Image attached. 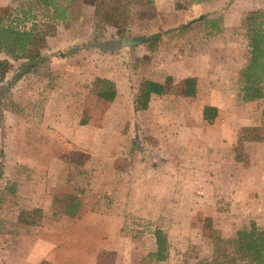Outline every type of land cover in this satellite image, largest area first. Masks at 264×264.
<instances>
[{
	"label": "rangeland",
	"instance_id": "1",
	"mask_svg": "<svg viewBox=\"0 0 264 264\" xmlns=\"http://www.w3.org/2000/svg\"><path fill=\"white\" fill-rule=\"evenodd\" d=\"M92 4L71 0L60 22L40 0H0V26L51 33L32 61L0 47V264H245L213 250L253 221L264 181V143L240 139L244 126L264 128V67L261 97L244 98L243 77L264 0H131L124 40L95 27ZM167 75L166 92L133 112L139 82ZM187 76L193 97L180 92ZM103 78L111 101L92 92ZM203 105L216 107L211 124ZM61 192L79 198L73 218L51 212ZM28 206L41 208L39 224L15 222ZM154 228L168 242L162 261L148 256Z\"/></svg>",
	"mask_w": 264,
	"mask_h": 264
},
{
	"label": "trees",
	"instance_id": "2",
	"mask_svg": "<svg viewBox=\"0 0 264 264\" xmlns=\"http://www.w3.org/2000/svg\"><path fill=\"white\" fill-rule=\"evenodd\" d=\"M71 0H40L43 6L50 7L53 19H63L67 10V3ZM150 2L151 0H147ZM194 2L204 0H192ZM131 0H93L92 18L97 28L105 26L112 27L118 35L119 40H124V31L129 18L128 8ZM176 8H182L181 3H175ZM191 19L188 23L202 18ZM45 35H51L44 28L33 25L29 30H16L9 27L0 26V47L12 56H22L32 61L39 57V52L35 48V42ZM148 36L133 37V44H142L148 41ZM31 46V47H29ZM250 59L244 68V98L247 100L261 97L258 81L260 73L264 67V31L257 25L249 27ZM33 63H28L32 66ZM8 66L5 60H0V81L4 78ZM171 83V77L167 75L162 82L142 79L136 89L132 99V111H144L148 108L149 100L153 95H161L166 92L167 86ZM93 94L105 101H111L115 96L113 82L107 78L100 80L99 87L94 89ZM180 92L183 96L193 97L196 92V78L187 76L181 81ZM216 117V107L203 105L201 108L202 121L211 124ZM241 141H264V128L258 126H244L240 135ZM241 148V147H240ZM234 147V158L236 161L242 159V148ZM241 151V154H240ZM50 209L53 214H61L68 218H73L80 209V201L77 195L70 193H56L50 202ZM42 218V211L39 207H23L18 210L15 222L24 226H34L39 224ZM154 249L148 256L154 261H162L167 257L168 242L164 231L160 228L153 229ZM214 253L221 250L222 246L230 247V259L237 257L245 264H264V229L249 222L248 227L236 229L229 237H215ZM215 257L212 258V260ZM227 261V260H226ZM215 264H219L216 262Z\"/></svg>",
	"mask_w": 264,
	"mask_h": 264
},
{
	"label": "crops",
	"instance_id": "3",
	"mask_svg": "<svg viewBox=\"0 0 264 264\" xmlns=\"http://www.w3.org/2000/svg\"><path fill=\"white\" fill-rule=\"evenodd\" d=\"M48 9H50V12H49L50 15H49V17L52 18V10H51L50 7H48ZM91 12H92V9H91ZM63 19H65V18H63ZM63 19H61V20L59 19V21L61 22ZM242 142H243L242 143V147H243V145L245 146V144H249V143H254V144H259V143H262V142L264 143V141H260V142H255V141H252V142L251 141H242ZM237 162H240V161H237ZM250 172H251V174L254 173L253 170L250 171ZM257 172H259L260 174H262V176L264 177V168H262V169L260 168L259 171H256V173ZM237 189H238V185L233 190V192L235 194H237L236 193ZM255 189H257V193L254 190H252V191H254V193H252V197H251L252 200H253V203L255 202V204L252 205V207L250 209L253 213L255 212V215L253 214L254 217H250V218L253 220V222L255 223L256 226L264 229V181L262 183L256 185ZM258 191H260V192L258 193ZM28 207H31V206H28Z\"/></svg>",
	"mask_w": 264,
	"mask_h": 264
}]
</instances>
